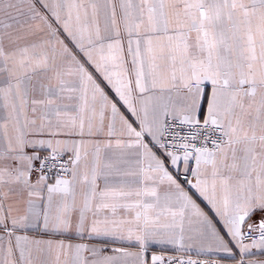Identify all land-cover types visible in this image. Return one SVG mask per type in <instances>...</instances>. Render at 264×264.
Wrapping results in <instances>:
<instances>
[{
	"label": "snow or ice",
	"instance_id": "obj_1",
	"mask_svg": "<svg viewBox=\"0 0 264 264\" xmlns=\"http://www.w3.org/2000/svg\"><path fill=\"white\" fill-rule=\"evenodd\" d=\"M0 264H264V0H0Z\"/></svg>",
	"mask_w": 264,
	"mask_h": 264
}]
</instances>
